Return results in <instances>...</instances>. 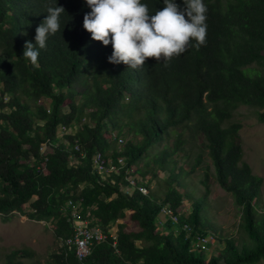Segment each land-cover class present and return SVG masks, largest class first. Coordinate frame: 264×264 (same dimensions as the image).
Wrapping results in <instances>:
<instances>
[{
  "label": "trees",
  "instance_id": "16d2710c",
  "mask_svg": "<svg viewBox=\"0 0 264 264\" xmlns=\"http://www.w3.org/2000/svg\"><path fill=\"white\" fill-rule=\"evenodd\" d=\"M141 2L150 14L164 7L163 0ZM203 2L205 45L197 49L192 41L167 67L149 58L132 69L109 63L112 45L93 41L83 28L90 12L85 0H0L4 221L14 212L50 221L60 240L72 234L62 212L68 199L80 202V213L105 232L120 219L116 245L107 235L82 264H253L264 257V208L257 207L264 181L243 160L241 123L231 120L246 105L264 124V0ZM50 6L65 9L60 28L45 49L37 46L38 65L32 66L22 57L24 45L35 44ZM59 125L73 130L59 135ZM118 137L124 139L120 148ZM95 153L117 171L102 179L92 166ZM199 170L204 192L195 198L185 178ZM210 175L238 208L236 237L222 234L207 215ZM129 176L132 192L123 189ZM184 201L190 209H182ZM164 207L178 221L167 218L160 229L156 220L165 216ZM208 237L222 247L209 252ZM33 255L14 248L3 253L1 264H26L22 258ZM49 264L80 262L61 246Z\"/></svg>",
  "mask_w": 264,
  "mask_h": 264
},
{
  "label": "clouds",
  "instance_id": "9594fccd",
  "mask_svg": "<svg viewBox=\"0 0 264 264\" xmlns=\"http://www.w3.org/2000/svg\"><path fill=\"white\" fill-rule=\"evenodd\" d=\"M90 8L83 17V28L93 41L112 45L108 62L123 63L140 69L149 58L169 62L183 54L195 41L199 49L206 44L207 6L203 0H163L164 7L150 14L141 0H85ZM62 6L48 7L47 16L36 27L35 44L25 42L23 58L32 66L38 65V49H45L50 35L60 28ZM38 46V49H37Z\"/></svg>",
  "mask_w": 264,
  "mask_h": 264
},
{
  "label": "rangeland",
  "instance_id": "374dc122",
  "mask_svg": "<svg viewBox=\"0 0 264 264\" xmlns=\"http://www.w3.org/2000/svg\"><path fill=\"white\" fill-rule=\"evenodd\" d=\"M42 102L47 103V100L43 99ZM64 108L66 109V106ZM231 120L241 123L237 140L243 149V160L251 166L253 173L261 176L264 181V124L257 120L255 110L246 105L239 106L234 111ZM113 132L115 133V131ZM58 134L60 133L58 132ZM117 148L120 147L117 146ZM159 149L158 147L154 152H158ZM151 164L155 165L153 162ZM179 165H181L180 161L177 162V166ZM183 166L187 169V166ZM202 174L203 171L199 170L197 173L192 174L191 177L185 178V181H187V190L195 198L201 197L204 192L203 185L200 183V179L203 178ZM160 175L162 177L165 174L160 173ZM208 184L210 192L206 196L208 203L207 215L217 230H220L222 234L237 235L239 211L231 195L224 191L211 175ZM150 185L151 189L157 188L155 181H151ZM191 185L194 188H191ZM190 188L194 189V191H191ZM123 189L126 190V187ZM186 207L190 209V205L184 201L182 209ZM257 207L258 209L264 208V182L261 190V201ZM28 210L29 205L26 207V211ZM167 218V216L163 215L162 218H157L156 223L160 229L167 222ZM120 222L121 220L118 219L117 225ZM127 223L130 224L129 221ZM206 243L207 249L211 253L216 250V247H222V244L217 246L214 243L212 244L210 237L205 240ZM208 243L212 244V246H208ZM60 246V240L56 238L52 230V222L30 219L27 215L19 214L18 212H14L7 221H4L2 215H0V264L2 263L3 253L14 248H28L34 253L32 258H22V261L26 264L35 261L40 264H49L53 262V253H56ZM253 264H264V257Z\"/></svg>",
  "mask_w": 264,
  "mask_h": 264
},
{
  "label": "built area",
  "instance_id": "2783aa9c",
  "mask_svg": "<svg viewBox=\"0 0 264 264\" xmlns=\"http://www.w3.org/2000/svg\"><path fill=\"white\" fill-rule=\"evenodd\" d=\"M72 130L73 128L71 127L66 128L65 126L59 125L57 134L59 132V135H61L62 133L71 132ZM112 136L117 137V133L112 132ZM123 143V138L118 137L117 146L121 147ZM117 162L122 165L123 159L119 158ZM92 166L94 171L100 175L102 179H106L111 175L112 172H116L119 168L116 164H113L112 161H105L100 153H95L93 155ZM128 179L129 185L126 187V191L132 192L134 179L131 176H129ZM139 190L143 193H146V189L143 186H140ZM71 206L72 210L70 209ZM80 209V202L73 203L71 199L66 200L64 207L62 208V212L63 215L67 217V221L71 224L72 234L65 238H61L60 243L62 247H65L68 251L73 252L77 260L80 262V264H82L84 259L91 254L94 243L102 242L105 240L107 235L112 238V245H116L115 240L118 220L111 223L107 227V232H105V230L100 225L91 223L86 215H82L80 213ZM162 211L172 223H177L178 214H175L169 207H164Z\"/></svg>",
  "mask_w": 264,
  "mask_h": 264
}]
</instances>
